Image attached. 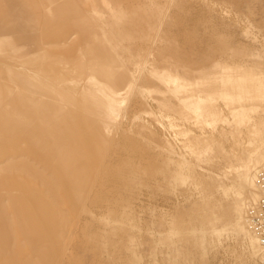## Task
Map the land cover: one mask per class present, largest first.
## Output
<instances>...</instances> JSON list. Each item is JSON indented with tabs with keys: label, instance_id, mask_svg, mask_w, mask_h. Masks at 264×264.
Masks as SVG:
<instances>
[{
	"label": "rangeland",
	"instance_id": "374dc122",
	"mask_svg": "<svg viewBox=\"0 0 264 264\" xmlns=\"http://www.w3.org/2000/svg\"><path fill=\"white\" fill-rule=\"evenodd\" d=\"M7 87L58 119L33 118L35 146L23 114L0 126V264L263 263L211 220L218 186L264 152V0H0ZM45 146L82 158L63 171Z\"/></svg>",
	"mask_w": 264,
	"mask_h": 264
},
{
	"label": "bare ground",
	"instance_id": "6f19581e",
	"mask_svg": "<svg viewBox=\"0 0 264 264\" xmlns=\"http://www.w3.org/2000/svg\"><path fill=\"white\" fill-rule=\"evenodd\" d=\"M22 99L23 98L20 96L19 101H21ZM204 107L205 106H203L202 110H205ZM261 110L264 112V105L262 106ZM73 128H74V126H73ZM57 131L59 133H61L62 129L58 128ZM81 138H83V139H81ZM91 138H92V136H90V138H89V136L88 137L80 136L77 139L78 140L77 144H79V146H81L80 143H82L83 144L82 145L83 150L85 152H86V150L89 151L90 148H92V142H91L92 139ZM10 144H12V143L10 142ZM10 149H11V151L13 150V153L11 152V154L15 155L14 149H12V147ZM76 150L77 149H75V150L63 149V150H60V153L58 151V153L56 152L55 155L53 156L54 158H56V160L59 164V167H62L63 171H66L67 168L65 169V167L67 164L76 163L79 159L82 158V156L80 155V152L78 154ZM16 151H19V149ZM21 151H22V149H21ZM16 154L19 155L18 152ZM82 166H86V165L82 164ZM54 168H55V166H54ZM241 168L242 169H239L237 171V175L235 176L234 181L232 182L231 185L227 186L224 184H220L218 186L217 191L219 193V198H217V200H215V202L212 206V211H213L214 216H213V219L211 220V223L215 225V224L221 222V223H223V226H225V227H228L231 225V226H236L237 228L242 229V231L245 233V236L248 239L247 244L249 246V250L251 252V255L253 257H258L260 260H262L264 258V255L262 254V251L264 252V248L262 247V245L260 243L259 237L254 232L253 226H252V232H253L255 237H253L251 235V232H250L251 227L249 226L250 223L245 217L247 214V205H252V204L256 203L257 196L259 197V195H260V199L263 196L262 190L260 189V187L257 184V178H258L260 171H262L264 169V152L261 156L255 155L252 158V160L250 162H248L247 164H242ZM68 169H70V168H68ZM257 173H258V175H257ZM69 176H70V174H69ZM255 179H256V181H255ZM255 182H256V184L254 185ZM253 186L256 188V192L258 195L255 193H252L251 201L249 203H247L246 197L244 196L245 191H248V190L250 191L253 188ZM259 202H260V200H259ZM258 206H259V203H258L257 207L251 212V224H252V214L255 212V210L258 208ZM5 218H7V217H5ZM0 221H1V219H0ZM6 222L7 221H5V223ZM20 222H22V221H20ZM27 223H29V222H27ZM0 225H2V224L0 223ZM5 226L6 225H4V227ZM7 226L5 228H7ZM24 227H26V226H24ZM28 227H29V225H28ZM211 228H213V227H211ZM1 232H0V234H1ZM0 238L3 239V236L0 235ZM32 240H33V236H32ZM8 241H10V240H8ZM5 245H7V244H5ZM6 247H3V248H6ZM10 250L11 249H9V251ZM9 251L7 250V252H9ZM11 252H12V250H11ZM9 254H6V255H9ZM262 264H264V260H263Z\"/></svg>",
	"mask_w": 264,
	"mask_h": 264
},
{
	"label": "crops",
	"instance_id": "0c3cea01",
	"mask_svg": "<svg viewBox=\"0 0 264 264\" xmlns=\"http://www.w3.org/2000/svg\"><path fill=\"white\" fill-rule=\"evenodd\" d=\"M41 37L42 38L45 37L44 38L45 41L52 42V37H50L49 35H45V36H41ZM42 38H40V39H42ZM22 44H23V42L17 43V46L19 45L17 49L22 50L21 48H25ZM25 44L32 45L31 42H29V43L25 42L24 45ZM42 44H43V42H42ZM29 45H25V46L31 47ZM32 46H33V47H31L32 50L30 49V50H28V52H25L24 53L25 55H26V53L27 54L32 53V54L36 55V54H39L38 52H41L39 50H41L42 48H41V45H39V43L34 44ZM17 52H18V50H17ZM50 53H52V52H50ZM5 64H8L6 66L7 70L11 69V71L13 72V75L15 76V74H16L19 79L21 78L23 80V82L26 81L27 79H29L30 75L23 72L17 64H16V69L11 68L9 66L10 63H5ZM34 70H38V66H35ZM20 96H22V98H23L21 101H19ZM3 97L7 98L8 104L4 108L2 107L4 112L3 111L0 112V126L3 128H6L8 125L11 126L12 123L10 124V122H7V120L9 121V118H11L10 114L8 115L9 111L10 112L16 111L19 114H23L21 116L25 117L26 120L23 124L21 123V128L24 130V134L26 135V141L31 146L33 143L37 142V138L34 137L36 135L34 134V132H30V131H27L25 129L29 125L31 126V125L35 124L34 119L39 118V121L42 122V123H40L41 128L43 125H46L47 127L51 126V123L53 121L56 122V120L58 119L57 110H55V108L51 107L48 103H42V102L38 103L37 101L31 102L30 100H27V98L24 99L23 95L19 94V92L14 91L11 87H9V88L7 87L4 90H2L0 88V101ZM15 105H17V106H15ZM66 119H68V117H66ZM12 127H13V125H12ZM54 127H56L54 129L57 133V129L59 128V126H54ZM60 128L65 129L64 132L66 134H72L73 133V123L71 121H69V122L67 121V125L61 124ZM42 134L46 136V134H49V130L41 131V135ZM34 140H36V141H34ZM44 141L45 140H42L41 142H44ZM33 146H35V145L33 144ZM45 147H47V149H48L49 146H45ZM28 150H30V149H25V152ZM50 152L51 151H50V147H49V150L47 153L48 159L53 157V155H51Z\"/></svg>",
	"mask_w": 264,
	"mask_h": 264
},
{
	"label": "built area",
	"instance_id": "2783aa9c",
	"mask_svg": "<svg viewBox=\"0 0 264 264\" xmlns=\"http://www.w3.org/2000/svg\"><path fill=\"white\" fill-rule=\"evenodd\" d=\"M257 184L262 190L263 196L260 199L258 208L252 214V226L264 248V169L258 175Z\"/></svg>",
	"mask_w": 264,
	"mask_h": 264
}]
</instances>
